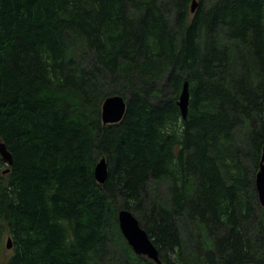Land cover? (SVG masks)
<instances>
[{
    "label": "trees",
    "instance_id": "obj_1",
    "mask_svg": "<svg viewBox=\"0 0 264 264\" xmlns=\"http://www.w3.org/2000/svg\"><path fill=\"white\" fill-rule=\"evenodd\" d=\"M197 1L0 0V264H157L123 208L164 264H264V0Z\"/></svg>",
    "mask_w": 264,
    "mask_h": 264
},
{
    "label": "water",
    "instance_id": "obj_2",
    "mask_svg": "<svg viewBox=\"0 0 264 264\" xmlns=\"http://www.w3.org/2000/svg\"><path fill=\"white\" fill-rule=\"evenodd\" d=\"M198 7V1L193 0L192 12ZM189 85L186 81L180 94L178 104L181 109L183 119H186L189 109ZM127 102L121 95H114L106 98L102 107V119L105 124L117 123L121 121L126 113ZM0 155L6 161V164L12 165L13 155L7 148L6 144L0 141ZM9 168L6 169L8 171ZM95 177L99 183H104L108 177V161L106 157L101 158L95 167ZM256 189L259 202L264 207V145L262 147L259 167L255 178ZM118 220L123 235L128 244L138 255H144L153 260L157 264H164L160 258L159 250L150 238L147 230L141 226L139 219L128 209H120L118 212ZM13 247V239L7 237L6 248ZM242 264H256L255 262H245Z\"/></svg>",
    "mask_w": 264,
    "mask_h": 264
},
{
    "label": "rangeland",
    "instance_id": "obj_3",
    "mask_svg": "<svg viewBox=\"0 0 264 264\" xmlns=\"http://www.w3.org/2000/svg\"><path fill=\"white\" fill-rule=\"evenodd\" d=\"M9 233H5L0 237V262L5 263L8 257L12 254V249L6 248V240Z\"/></svg>",
    "mask_w": 264,
    "mask_h": 264
}]
</instances>
